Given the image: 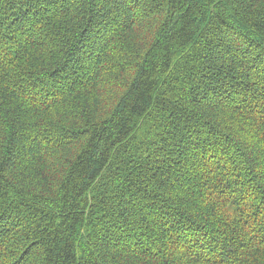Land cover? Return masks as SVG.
Segmentation results:
<instances>
[{
  "label": "trees",
  "instance_id": "trees-1",
  "mask_svg": "<svg viewBox=\"0 0 264 264\" xmlns=\"http://www.w3.org/2000/svg\"><path fill=\"white\" fill-rule=\"evenodd\" d=\"M0 264H264V0H0Z\"/></svg>",
  "mask_w": 264,
  "mask_h": 264
}]
</instances>
